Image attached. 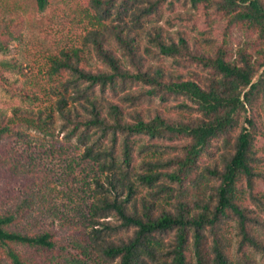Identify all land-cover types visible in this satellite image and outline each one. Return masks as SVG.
<instances>
[{"label": "trees", "instance_id": "obj_1", "mask_svg": "<svg viewBox=\"0 0 264 264\" xmlns=\"http://www.w3.org/2000/svg\"><path fill=\"white\" fill-rule=\"evenodd\" d=\"M48 6L78 42L36 72L0 57V86L38 104L0 110V263L264 264V0H0V53ZM31 131L60 176L12 149ZM21 171L33 195L14 193ZM68 182L76 217L56 203Z\"/></svg>", "mask_w": 264, "mask_h": 264}, {"label": "rangeland", "instance_id": "obj_2", "mask_svg": "<svg viewBox=\"0 0 264 264\" xmlns=\"http://www.w3.org/2000/svg\"><path fill=\"white\" fill-rule=\"evenodd\" d=\"M177 10L185 12L186 10H189L190 12L193 11L195 14L192 15V20H196L197 25H203L204 24V14L200 10H191L190 5L187 4L186 6H183L181 8H178ZM27 11H33L30 9V6ZM27 15V22L25 24V27L23 28V33L21 35V38L19 41H14L11 44V49L9 52L5 54L0 53V57H14L19 60H23V65L26 68L27 71L30 72H36L39 67V62L41 58V51H46V49H54L55 47L59 46H70L73 44H76L79 40V36L81 33L80 27H78L77 22H71L69 17H65L62 15L59 11V7L54 12L51 10V8L48 6L43 11H38L35 14H25ZM163 22V19L160 21ZM217 30L215 35V38L219 41L221 39V28L222 23L221 21H217ZM191 24V22H190ZM166 27V25L164 23ZM197 25L194 26V29H196ZM174 29V28H169ZM195 33H197V30H193ZM233 33V47L236 48L237 44L242 41L243 35L241 32V29L239 27H235L232 31ZM232 44V43H231ZM13 78H18L17 83L22 79L20 76L16 74H10ZM35 106L37 107V102L33 101H27L24 98H19V96L12 95L7 90L3 89L0 86V110H3L7 113H9L10 109L13 106ZM261 113V119L264 123V108L259 109ZM30 141L29 145L24 144H16L12 143V149L13 150H19L23 151V153L26 155H33L38 158V155L41 157L42 161H46V163L50 167H59V169L56 170V175L60 176L62 172L63 166L65 167L68 165L69 161H61V166H57L58 157L55 155H48L46 152L49 151L48 147V137L43 136L40 133H37L35 131H31L30 133ZM62 133L59 134L57 137L58 139L62 140ZM69 153V152H68ZM80 152L72 153L71 155H68L67 160L71 159L73 157V161H76L78 163H81V166L83 167V163L80 162L79 159ZM57 157V158H55ZM39 159V158H38ZM29 158L25 161V163L29 162ZM61 170V171H60ZM2 173V172H0ZM3 174V173H2ZM79 172H76L74 175H78ZM9 178V176H7ZM54 178L56 176L54 175ZM10 179V178H9ZM26 177L24 175V172L21 171L18 179L14 182H11V185L14 187V193L22 195L23 193H29L30 195H33L32 188H29L28 190H25L23 183L26 182ZM57 180V179H56ZM5 181V177L3 175L0 176V185L3 184ZM13 181V180H12ZM19 181V182H18ZM7 188H11L9 185H6ZM69 190L67 191V187H65V190L67 191L65 195L60 194L59 198L56 199L57 206H59L60 210H65L66 213H69L71 215L77 214V210L79 209L80 200L83 194L81 193L79 197H77L73 192L77 190V187L80 185H76L73 182H68ZM77 186V187H76ZM8 189H5V191H8ZM60 189V188H59ZM25 190V191H24ZM38 190L35 188L34 193ZM7 196L8 194H1L0 196V206H2V200L5 199L7 203ZM70 197L73 200H70ZM36 198V197H34ZM85 200H87V196H84ZM74 201V202H72ZM64 204V206L62 205ZM44 209V208H43ZM85 213L86 207L82 203V209ZM38 214V213H37ZM264 217V213L262 214ZM51 220V217L48 216L45 212L38 214V224H44L45 222H49ZM57 225V223L55 222ZM259 232L261 235L264 236V228H260ZM16 250L23 252L25 249L21 246H16ZM0 264H7L5 261H2Z\"/></svg>", "mask_w": 264, "mask_h": 264}]
</instances>
